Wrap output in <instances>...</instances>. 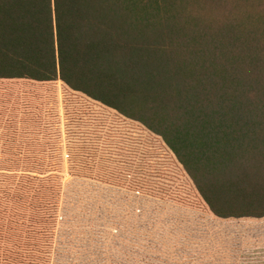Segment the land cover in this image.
Instances as JSON below:
<instances>
[{"label": "trees", "instance_id": "trees-1", "mask_svg": "<svg viewBox=\"0 0 264 264\" xmlns=\"http://www.w3.org/2000/svg\"><path fill=\"white\" fill-rule=\"evenodd\" d=\"M59 84L159 139L205 206L187 214L195 223L171 220L177 203L138 179L92 180L137 205L127 217L148 236L179 239L140 238L135 264L206 257L191 244L203 214L264 219V0H0V136L14 148L0 188V264L50 262L64 157ZM50 101L54 130L42 113ZM32 140L54 149H17ZM140 197L153 199L151 212ZM125 223L107 232L118 237Z\"/></svg>", "mask_w": 264, "mask_h": 264}, {"label": "rangeland", "instance_id": "rangeland-1", "mask_svg": "<svg viewBox=\"0 0 264 264\" xmlns=\"http://www.w3.org/2000/svg\"><path fill=\"white\" fill-rule=\"evenodd\" d=\"M61 86L58 85L60 95L57 124L61 131L64 157L63 171L59 175V221L55 224L49 264H135V251L139 242L141 244L140 238L146 242L154 241L155 238L157 243L178 242L179 239L172 236H148L147 226L143 225L141 228L133 218L127 217L137 205L130 204L127 200L119 201L114 193L121 191L107 192V187L101 190V185L92 181L104 179L109 183H122L131 176L152 193H158L177 203L169 204L171 207L167 208L171 220H192L193 217L187 214L191 215L196 207L205 209V206L174 158L159 139L146 135L140 126L127 124L120 117H114L111 111L81 95L65 93ZM51 103L50 101L42 109V113L47 116V127L54 130L55 105ZM6 129L5 125L2 134L7 132ZM50 134L52 133L47 132L44 137ZM5 135L2 139L0 136V188L5 184L4 170L10 166L8 155L14 149L10 147V141L6 140ZM81 147L87 148L86 154L77 152V148ZM47 148L48 151L54 149L50 145L34 147L33 140L17 145L19 151L28 154L33 151L43 153ZM20 165L29 164L23 161ZM153 204V199L140 197L139 209L142 207L145 213H149L151 211L148 209ZM156 205L162 209L160 204ZM115 211H122L124 216ZM125 218L128 226L124 224L126 227L118 237L110 236L107 227L118 226L125 222ZM159 221L165 219L161 218ZM223 225L226 224L221 222L220 229ZM188 226L191 227L189 224ZM195 227L197 237H194L191 244L194 247L200 245L198 249L194 248L195 252H204L206 257H194L189 262L200 264L204 260V264H228L227 246L224 249L216 246L215 249L212 248L210 245L218 239L212 236L206 239L208 245L203 249L200 230ZM220 240L227 241V237H221Z\"/></svg>", "mask_w": 264, "mask_h": 264}, {"label": "crops", "instance_id": "crops-1", "mask_svg": "<svg viewBox=\"0 0 264 264\" xmlns=\"http://www.w3.org/2000/svg\"><path fill=\"white\" fill-rule=\"evenodd\" d=\"M202 216L206 218L201 223L203 249L208 245L206 237L213 236L218 239L210 245L212 248L224 249L227 246L228 264H264V219L222 220L229 223L220 229V219ZM221 237H227V241H221Z\"/></svg>", "mask_w": 264, "mask_h": 264}, {"label": "snow or ice", "instance_id": "snow-or-ice-1", "mask_svg": "<svg viewBox=\"0 0 264 264\" xmlns=\"http://www.w3.org/2000/svg\"><path fill=\"white\" fill-rule=\"evenodd\" d=\"M55 2V0H53V3Z\"/></svg>", "mask_w": 264, "mask_h": 264}]
</instances>
